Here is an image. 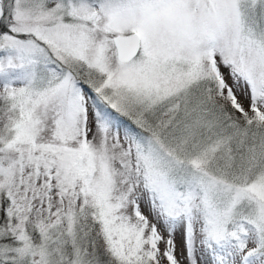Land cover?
Returning <instances> with one entry per match:
<instances>
[{"label":"snow or ice","instance_id":"6c2138e0","mask_svg":"<svg viewBox=\"0 0 264 264\" xmlns=\"http://www.w3.org/2000/svg\"><path fill=\"white\" fill-rule=\"evenodd\" d=\"M0 264H264V0H0Z\"/></svg>","mask_w":264,"mask_h":264}]
</instances>
